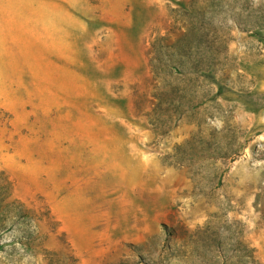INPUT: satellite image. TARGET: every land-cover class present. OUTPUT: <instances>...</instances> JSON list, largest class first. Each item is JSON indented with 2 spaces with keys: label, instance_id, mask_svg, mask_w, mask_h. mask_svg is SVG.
Masks as SVG:
<instances>
[{
  "label": "rangeland",
  "instance_id": "obj_1",
  "mask_svg": "<svg viewBox=\"0 0 264 264\" xmlns=\"http://www.w3.org/2000/svg\"><path fill=\"white\" fill-rule=\"evenodd\" d=\"M0 264H264V0H0Z\"/></svg>",
  "mask_w": 264,
  "mask_h": 264
}]
</instances>
